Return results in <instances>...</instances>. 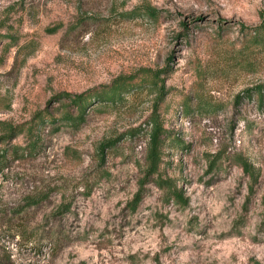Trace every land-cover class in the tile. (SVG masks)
<instances>
[{
	"label": "rangeland",
	"instance_id": "obj_1",
	"mask_svg": "<svg viewBox=\"0 0 264 264\" xmlns=\"http://www.w3.org/2000/svg\"><path fill=\"white\" fill-rule=\"evenodd\" d=\"M263 20L264 0H0V264H264ZM145 71L162 100L92 98Z\"/></svg>",
	"mask_w": 264,
	"mask_h": 264
},
{
	"label": "trees",
	"instance_id": "obj_2",
	"mask_svg": "<svg viewBox=\"0 0 264 264\" xmlns=\"http://www.w3.org/2000/svg\"><path fill=\"white\" fill-rule=\"evenodd\" d=\"M151 14V13H150ZM153 14V12H152ZM242 29L245 30L246 27L242 26ZM255 38L264 37V20L260 26L255 28L254 30ZM264 41V38H263ZM145 76L141 80H137L138 77H122L114 80L111 86L107 88H102L101 90H97L96 93L93 95L92 98L97 100L98 104H106V105H119L120 103H124L127 99V94L131 93L135 88H153L154 91L157 93V100H162L164 96H166L167 91L163 85V82L160 80L159 74L155 72L145 71L142 74ZM151 78L149 82L148 79ZM136 81V82H135ZM148 85V86H147ZM138 90V89H137ZM259 92L262 93L263 89L262 86L258 88ZM66 98H71L70 96H64ZM90 99L85 95H80L71 100V103L74 107H76L78 111V116L76 118H72L69 115H66L65 122L71 125L74 128H79L86 120H85V111L86 107L89 105L87 104V100ZM154 128L152 132L149 134V150L147 154V168L145 170V180L148 178H153L158 175L160 164L162 162V146H163V135L165 134V130L159 125L158 120L154 118L152 122ZM106 148V144L102 147V153ZM30 152L36 151V142H33L31 148H29ZM19 148H16L13 151L15 158L19 159L26 155V150H23L22 153L18 154ZM5 158L4 155H0V158ZM7 160L5 159L3 162H0V170H3L5 163ZM212 162L211 165L212 166ZM240 165L246 172H249L251 178L253 180H257V175L255 174L254 170L252 169L251 165H249L246 161L242 160ZM156 185L163 189L166 195L169 198L175 200L181 206L186 205V200L181 194L179 190L172 184V182L168 180H164L162 177L157 176L155 178ZM47 196H44L46 198ZM141 197L139 194L134 198L133 208L139 204ZM43 199H33L28 202V205H38L42 202Z\"/></svg>",
	"mask_w": 264,
	"mask_h": 264
}]
</instances>
